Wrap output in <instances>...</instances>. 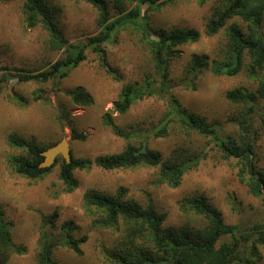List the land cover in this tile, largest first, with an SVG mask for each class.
<instances>
[{
  "label": "rangeland",
  "instance_id": "374dc122",
  "mask_svg": "<svg viewBox=\"0 0 264 264\" xmlns=\"http://www.w3.org/2000/svg\"><path fill=\"white\" fill-rule=\"evenodd\" d=\"M115 1L108 0L111 15ZM226 0H173L160 8L147 11L153 28L193 27L201 31L196 42L180 44L175 48L180 55L169 64L171 92L187 111L202 116L217 129L218 137H233L241 141L248 135L253 146V164L264 173V122L249 114V106L226 98L227 90L244 87L256 92L258 82L251 73L250 56L246 53L240 71L233 75H214L209 69L213 59L228 60L231 51L226 27L214 35L205 33V27L216 8ZM25 0H0V77L3 74L36 73L50 68L63 56L50 48L48 32L42 25L29 28L24 20ZM55 20L70 42H86L96 34L98 9L85 0H47ZM134 2L127 1L132 7ZM237 23L247 31L246 22L239 16L226 26ZM107 62L121 76L116 79L102 65L101 57L91 51L86 59L70 70L64 79L19 81L10 76L0 83V208L9 224L13 247L4 264H37L41 235L45 231L59 233L64 223L72 221L73 235L81 242L82 254L59 246L53 257L58 264H109L104 247L115 246L119 234L100 229L92 221L97 214L89 212L84 204L88 189L132 200L141 207L153 205L164 216L165 227L189 226L194 230L206 224L205 216L194 210L185 212L180 202L192 197H203L220 212L224 222L241 229L255 224L264 225V195L255 196L240 180L242 160L226 156L212 135H204L189 126L170 119V96L157 90L151 96L137 100L125 113L114 107L122 86L129 82H143L147 74L154 73L155 61L141 34L131 29L118 32L112 43L105 45ZM206 55V65L196 76L189 73L194 56ZM257 76L264 72L255 70ZM193 78L195 87H188L183 79ZM158 78V77H157ZM158 84L160 82L158 78ZM83 86L93 97L89 106L76 105L67 91ZM42 94L38 97L37 94ZM256 113L264 114V99L260 98ZM104 114L131 134L130 138L117 135L103 123ZM250 119L251 131L242 130L240 122ZM166 128L165 134L155 135L153 130ZM73 130L86 134V139H74ZM15 136L40 147H48L67 138L75 157L94 160L97 156L119 153L128 145L157 150L163 163L195 159L172 187L157 183L162 165H140L128 169L106 170L96 165L89 169H75L78 187L69 192L60 178V162L41 179H31L18 173L11 163L12 156H23L25 150L10 141ZM247 169V166L244 165ZM245 172V177L249 178ZM56 214L54 223L51 218ZM96 218V217H95ZM226 235L222 241L232 242ZM244 245V242H243ZM17 248L21 249L18 250ZM264 264V247L258 245Z\"/></svg>",
  "mask_w": 264,
  "mask_h": 264
},
{
  "label": "trees",
  "instance_id": "16d2710c",
  "mask_svg": "<svg viewBox=\"0 0 264 264\" xmlns=\"http://www.w3.org/2000/svg\"><path fill=\"white\" fill-rule=\"evenodd\" d=\"M98 9L97 24L100 30L89 36L86 42H70L58 27L53 9L47 0H25L23 13L26 25L34 28L42 25L48 32V44L51 49L61 51L63 56L53 62L50 68L36 73H10L0 77V83L16 76L19 81L38 80L47 82L51 79L66 78L72 68L77 67L86 59L88 49L101 57L102 65L116 79L121 76L107 62L105 45L115 41L119 31L131 29L141 34L150 49L155 61L154 73L147 74L143 82H129L122 86L119 98L114 102V107L120 113L127 112L137 100L151 96L157 90H164L170 96V119L179 124L189 126L191 129L204 135H212L219 142L226 156H233L242 160L240 167V180L249 188L255 196H263L264 173L257 171L253 164V146L245 135L241 141L233 137H218L216 127L208 123L202 116L187 111L179 100L171 92L169 86V64L174 56L180 52L175 47L196 42L201 38V31L193 27L185 28H153L149 25L147 11L160 8L173 0H116L115 13L111 15V7L108 0H85ZM134 2L130 8L126 2ZM241 17L247 24V31L237 23L227 22L236 17ZM226 27L230 40L231 51L228 60L213 59L209 69L214 75L237 74L242 66L246 53L250 56L251 73L258 82L256 92L244 87H236L226 92V98L234 103L249 106V114L257 112L256 106L260 98L264 99V74L257 76L255 70L264 72V0H226L220 4L214 16L205 27V33L214 35ZM206 55L194 56L189 64V73L193 76L199 74L206 65ZM160 80L158 84V78ZM189 77V76H188ZM184 83L188 87H195L193 78H187ZM73 103L81 106L93 104L92 95L83 86H77L67 91ZM42 97L41 92L37 94ZM264 122V118L261 117ZM103 123L110 126L117 135L130 138L128 131L120 128L109 114H104ZM242 130L251 131L250 119L246 117L241 122ZM155 135L165 134L166 128L153 130ZM74 139H86V134L73 130ZM10 141L17 147L25 150L23 156H12L11 163L15 170L31 179H41L60 162V178L64 181L65 188L71 192L78 187V179L74 175L75 169H89L96 165L102 169H128L140 165H162L157 183H167L172 187L180 184L181 175L190 168L195 159L174 161L172 164L162 162L161 154L157 150L148 149L145 153L135 154L140 148L128 145L119 153L97 156L94 160L72 155L70 162L59 155L55 163L49 167H40L44 156L40 147L33 142L24 141L11 136ZM73 154V153H72ZM247 166V169L244 167ZM249 173V178L245 177ZM258 174V175H255ZM123 189V188H122ZM121 189V190H122ZM118 195L108 194L97 189H88L84 194V204L89 212L95 210L93 225L100 229L112 230L119 234L115 246L104 247V253L109 264H258L262 255L258 245L264 247L263 224H255L241 229L237 225L226 224L218 209L203 197H192L188 201L180 202L181 209L185 212L194 210L206 218V224L194 230L191 227L179 228L165 227L164 216L159 214L153 205L141 207L132 200L123 199L122 191ZM264 198V197H263ZM56 214L50 220L54 223ZM75 226L72 221L64 223L59 233L45 231L41 235V246L37 255V264H58L53 252L56 247L63 246L82 254L81 242L87 240V236L77 239L73 235ZM257 229L242 232L243 247L236 252L240 239L239 231ZM229 235L232 242L222 241L221 238ZM9 224L5 221L4 211L0 208V260L7 255L13 247ZM18 250H21L17 248Z\"/></svg>",
  "mask_w": 264,
  "mask_h": 264
},
{
  "label": "water",
  "instance_id": "95a60500",
  "mask_svg": "<svg viewBox=\"0 0 264 264\" xmlns=\"http://www.w3.org/2000/svg\"><path fill=\"white\" fill-rule=\"evenodd\" d=\"M251 114L258 116V117H263L264 118V114H260V113H256V112H252ZM250 117V116H249ZM147 142L144 141L143 145L141 147V149H139L138 151L135 152L136 155L140 154V153H145L147 152ZM42 155L44 156L43 161L40 163V167H49L52 166L55 161L56 158L61 155L63 156V158L66 159L67 162H70L72 159V150H71V146L70 143L68 141L67 138H63L61 139L59 142L55 143L54 145L48 147L47 149L42 151ZM258 175V174H255ZM263 195H264V189H263ZM261 229H264V227H262ZM257 229H251V230H244V231H239L237 233V236L240 239V243L239 246L236 250V252H238L242 247H243V239L241 238V234L242 232L245 231H254ZM7 259V255H5L1 260H0V264H4L5 261Z\"/></svg>",
  "mask_w": 264,
  "mask_h": 264
}]
</instances>
